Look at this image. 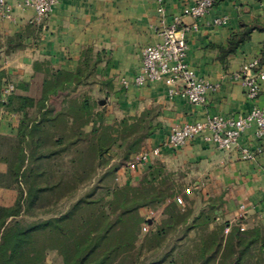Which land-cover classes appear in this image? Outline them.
<instances>
[{
  "label": "crops",
  "instance_id": "0c3cea01",
  "mask_svg": "<svg viewBox=\"0 0 264 264\" xmlns=\"http://www.w3.org/2000/svg\"><path fill=\"white\" fill-rule=\"evenodd\" d=\"M6 1L11 6L13 20L0 16L1 42L27 26L35 28L36 32L25 38L20 49L10 54L0 51V68L16 79V92L8 104H4L0 95L1 134H16L23 120L20 96L32 97L34 106L41 96L43 73L34 70L35 62L70 72L84 68L88 62L92 64L93 75L88 81L77 84L74 90L82 91L81 101L101 110L106 122L139 116L149 108L160 112L157 120L161 127L141 147H160L159 153L151 155L149 161L136 170L119 169L115 182L109 187L136 185L143 177L150 178L152 168L157 166L182 170L199 188L196 194L203 189L209 195L225 198L223 221L245 229L264 224V144L254 134L255 126L249 127L239 138L240 146L254 151L253 160L241 159L238 149L223 151L200 137L178 148L162 146L175 124L202 121L212 114L237 116L247 113L254 105L264 107V80L258 96L250 99L242 79L237 76L241 65L256 57L261 59L264 68V0H215L202 18L199 30L187 34V62L198 76L217 85L206 94L203 103L197 104L180 96L169 97L167 86L161 81L142 86L119 84L121 77L132 79L138 73L142 47L160 41V31L175 16H181L185 23L193 21L183 15L190 0H164L163 15L157 11L155 0H56L40 25L32 22L33 10L18 6L19 0ZM216 17H225L226 22L207 24ZM241 24L255 28L233 52L223 55L222 49L228 48L232 34L241 31ZM33 86L37 87L35 96L30 94ZM11 112L16 116L15 124L10 126L4 119ZM90 128L89 124L84 130ZM116 147L110 150L111 156ZM3 171L5 165L0 163V172ZM106 190L99 188L98 192L103 195ZM241 204L246 210L240 209ZM163 207L160 205L155 210L160 211V217ZM146 218L153 226L155 218L149 215Z\"/></svg>",
  "mask_w": 264,
  "mask_h": 264
},
{
  "label": "trees",
  "instance_id": "16d2710c",
  "mask_svg": "<svg viewBox=\"0 0 264 264\" xmlns=\"http://www.w3.org/2000/svg\"><path fill=\"white\" fill-rule=\"evenodd\" d=\"M241 27L229 38L223 55L233 52L255 28L246 24ZM35 32V28L27 26L6 36L0 40V51L10 54L20 49L25 38ZM33 67L43 73L41 96L35 100L33 114L29 113L27 103L34 99L20 96L23 120L16 135L0 134V161L6 164L0 180L13 181L18 191L12 205H0V264H47L44 254L49 247L59 251L64 264H118L138 239L142 221L138 210L143 207L164 205L165 218L150 234L157 243L166 235L167 228L179 224L185 225L186 230L208 227L210 215L200 211L189 218V214L181 212L174 199V187L167 179L156 184L161 168H152L150 178L143 177L136 185L120 187L114 199L116 207L105 216H76L78 209L92 204L85 198L59 216L20 220L22 212L32 208L47 192L63 187L76 190L101 169L104 175L100 180L106 175L112 177L120 163L111 164L114 158L109 156L110 150L117 145L116 160L125 161L161 127L156 108L110 123L104 120L101 110L87 107L77 98L64 99L59 109L49 108V101L92 77V64L87 62L74 72L51 69L37 62ZM4 78L5 71L0 68V89ZM89 124L90 130L85 131ZM5 147L7 151L3 153ZM71 150L75 151L73 156L69 154ZM181 216L183 219L179 220ZM145 222L149 224V220ZM198 251L197 264H264V224L241 230L238 224L224 221L201 238Z\"/></svg>",
  "mask_w": 264,
  "mask_h": 264
},
{
  "label": "built area",
  "instance_id": "2783aa9c",
  "mask_svg": "<svg viewBox=\"0 0 264 264\" xmlns=\"http://www.w3.org/2000/svg\"><path fill=\"white\" fill-rule=\"evenodd\" d=\"M155 1L157 11L163 15L165 12L164 0ZM55 3L56 0H19L18 6L22 9L33 10L32 22L42 23L52 11ZM214 4L215 0H190V4L183 9V15L190 16L193 21L185 23L181 16H175L160 31V41L142 47L138 73L132 79L121 77L119 84L142 86L146 83L161 81L166 84L169 97L180 96L193 104L203 103L206 94L209 91H214L217 85L198 76L187 62V34L199 30L202 18L209 13ZM262 14L264 16V3L262 4ZM0 16L13 20L11 6L6 0H0ZM225 22V17H216L207 24L222 25ZM260 63L259 57L253 58L242 64L237 72L250 99H255L258 96L260 83L264 80V68ZM15 89L13 81L3 80L0 95L4 103L13 95ZM10 116L14 118L15 112H11ZM251 126H255L254 134L264 144V107L254 105L247 113L237 116L212 114L202 121L175 124L163 140L162 146L178 148L186 142L200 137L204 142L213 144L223 151L230 152L238 149L241 159L253 160L254 151L239 144V138ZM159 151L160 147L141 149L130 157L125 168L136 170L146 164L151 155H156ZM262 170L264 172V164ZM186 191L188 192L189 189ZM174 199L176 202H182L180 195L175 196ZM240 209L246 210L245 205L241 204ZM147 226L149 224L146 223L142 229L147 230ZM240 229L244 230L245 228L240 225Z\"/></svg>",
  "mask_w": 264,
  "mask_h": 264
},
{
  "label": "rangeland",
  "instance_id": "374dc122",
  "mask_svg": "<svg viewBox=\"0 0 264 264\" xmlns=\"http://www.w3.org/2000/svg\"><path fill=\"white\" fill-rule=\"evenodd\" d=\"M4 79H9L16 85V79L14 76H9L5 73ZM36 90L37 87L33 86L30 94L35 96ZM14 94L15 93H13V95ZM81 94L82 91H75L74 87H72L59 97L49 101L48 107L59 109L62 107V101L68 98H77L85 106L91 107L89 102L81 101L79 98ZM33 104V100L27 103L30 114H32V110L35 108ZM4 120L5 123L10 126L15 124V119L9 115L8 118L6 117ZM12 130H14L13 127ZM1 135L14 137L16 134ZM6 145H9L8 140L6 141ZM6 147L4 150L2 148L3 153L7 151ZM114 150L117 152V147L114 148ZM69 152V154L73 156L75 151L71 150ZM116 152H114V156H111V152H109V156L114 158L111 161V164L120 163L112 177L111 175H106L104 179L100 180L104 175V170H97L91 179L82 183L76 190L71 191L63 187L59 190L47 192L32 208L28 210L26 208L18 218L22 221H37L53 216H59L63 212L69 210L78 200L85 198L92 201V204L87 205V207L84 206L82 210L78 209L76 211V216H89L92 213L100 214L102 216L109 214L116 207L114 199L116 198L117 190L122 187V185L109 186L115 182L117 171L119 169H122L123 171L126 169L125 165L131 157L130 156L125 161L120 162L118 159L116 160ZM0 163L5 165L6 170V164L2 161H0ZM155 168L162 169L161 174L158 175V178L156 179V184L163 179H167L169 185H173L174 187L173 191L175 192V196L180 195L182 202H177V204L181 209V212H186L187 215L189 214V218H191L202 211L210 215L212 220L209 222L208 227H205L204 225L202 228L196 227L194 229L186 230L185 225L179 224L175 228H167L166 235L159 243H157L150 237V234L156 230V227L165 217L163 213L160 217V211L155 212L159 206L140 208L138 211L142 221L137 231L138 239L134 247L131 249V252L124 256L118 264H197L199 258L198 249L200 248L201 238H206L210 230L224 222L222 214L225 208V198L223 196L215 197L209 195L208 192L203 189L200 190L199 194H196L195 192L196 190H199V188L182 170H169L162 166H157ZM56 176H58V174ZM0 183V205L10 206L18 196L16 184L9 179L0 180ZM99 188H105L107 190L104 191V194L102 195L101 191L98 192ZM187 189H189L188 192L186 191ZM112 193L114 196L110 195ZM148 215L150 218H155V222L153 226L149 225L147 226V230H143L142 227L146 224L145 220H147L146 217ZM178 219L182 220L183 217L181 216ZM44 262L47 264H64L63 257L59 251L51 247L45 251Z\"/></svg>",
  "mask_w": 264,
  "mask_h": 264
}]
</instances>
